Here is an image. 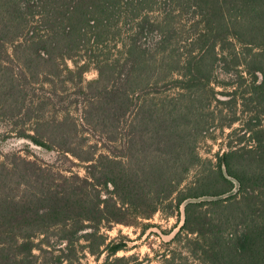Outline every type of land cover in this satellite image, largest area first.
Listing matches in <instances>:
<instances>
[{"label":"trees","instance_id":"1","mask_svg":"<svg viewBox=\"0 0 264 264\" xmlns=\"http://www.w3.org/2000/svg\"><path fill=\"white\" fill-rule=\"evenodd\" d=\"M0 118V141L59 157L0 149V264H34L55 227L115 255L100 229L166 201L193 262L162 264H264V0H0ZM236 122L183 184L205 132Z\"/></svg>","mask_w":264,"mask_h":264},{"label":"rangeland","instance_id":"2","mask_svg":"<svg viewBox=\"0 0 264 264\" xmlns=\"http://www.w3.org/2000/svg\"><path fill=\"white\" fill-rule=\"evenodd\" d=\"M218 79L213 83L215 90L224 91L220 80H227L228 74L217 71ZM87 79L96 77V71L94 69L89 70L85 74ZM218 98H223L221 95ZM213 106L215 108H221L222 104L214 101ZM241 106L237 107V115L246 118L247 112L241 113ZM223 115L228 117L231 113L224 111ZM219 118V114L217 115ZM242 126L241 122L233 124V128H237L233 132L229 127L209 128L204 136L198 143V153L201 156V163L197 168L192 169L185 177L183 184H188L195 180L198 173V169L202 170L203 166L208 160L215 161V154L225 150L228 140L235 144L238 134L244 130H240ZM9 122L0 118V139L3 132H7L11 129ZM18 128V127H16ZM248 143V140L244 141ZM27 145V146H26ZM29 148V152L38 156L46 162L58 163L59 157L55 152L47 151L35 145H28V143L21 139L11 135L4 141H0V149L3 151L8 150H25ZM70 170L79 171L84 174L85 169L82 165L68 164ZM169 202L163 203V209L152 214L149 218H129L130 224L116 223L109 228L100 229V233L105 235L107 241L110 242H122L125 244L124 248L117 251L115 255L111 254L108 250L102 247L100 252H91L87 247L88 241L84 238H80L74 242L73 245L67 243V241L60 240L61 232L59 227L53 228L45 236H38L36 238V249H34V264H142L144 262H150L149 264H162V259L166 254L176 258V262L185 261L188 258V262H193L192 244H187L184 238V233H181L179 237L174 238V234L179 230L183 222V214L178 213L174 208L168 206ZM114 256L124 257L122 261H115ZM195 264V263H194Z\"/></svg>","mask_w":264,"mask_h":264}]
</instances>
